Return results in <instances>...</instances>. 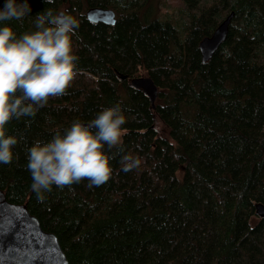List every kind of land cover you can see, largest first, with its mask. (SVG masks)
<instances>
[{
	"label": "trees",
	"instance_id": "obj_1",
	"mask_svg": "<svg viewBox=\"0 0 264 264\" xmlns=\"http://www.w3.org/2000/svg\"><path fill=\"white\" fill-rule=\"evenodd\" d=\"M156 1L28 0L23 21L0 22L20 35L49 9L74 16L80 69L66 95L9 123L21 140L0 164V189L55 234L69 264H264L254 208L264 203V0H182L173 21L158 18ZM92 6L114 9L115 23L89 21ZM229 13L223 42L202 61L200 40ZM141 74L154 100L131 86ZM116 104L127 122L113 177L53 185L39 201L27 149ZM129 154L141 164L124 172Z\"/></svg>",
	"mask_w": 264,
	"mask_h": 264
},
{
	"label": "clouds",
	"instance_id": "obj_2",
	"mask_svg": "<svg viewBox=\"0 0 264 264\" xmlns=\"http://www.w3.org/2000/svg\"><path fill=\"white\" fill-rule=\"evenodd\" d=\"M51 2V0H49ZM31 13L28 0H4L0 22L23 21ZM79 21L51 9L38 14L35 31L18 35L9 23L0 26V164L13 161V149L21 137L8 134V125L22 117H34L50 98L67 94L80 73L79 56L73 36ZM127 122L121 106L102 109L87 123L72 121L63 133L57 130L51 140L37 141L27 149V170L31 189L43 202L53 185L71 188L84 180L87 187L107 183L114 173L111 161L120 149ZM122 171L141 164L139 157L124 155Z\"/></svg>",
	"mask_w": 264,
	"mask_h": 264
},
{
	"label": "water",
	"instance_id": "obj_3",
	"mask_svg": "<svg viewBox=\"0 0 264 264\" xmlns=\"http://www.w3.org/2000/svg\"><path fill=\"white\" fill-rule=\"evenodd\" d=\"M58 13H64L63 10ZM91 22L115 23L112 9L89 7L85 12ZM232 13L218 23L209 36L203 37L198 49L202 61H207L223 42ZM131 86L141 88L150 100L156 96V87L147 76H137ZM255 213L264 217V203L254 205ZM0 264H69L55 234L42 229L38 219L30 214L24 203L6 199L0 189Z\"/></svg>",
	"mask_w": 264,
	"mask_h": 264
},
{
	"label": "rangeland",
	"instance_id": "obj_4",
	"mask_svg": "<svg viewBox=\"0 0 264 264\" xmlns=\"http://www.w3.org/2000/svg\"><path fill=\"white\" fill-rule=\"evenodd\" d=\"M158 7L159 12L157 14L158 18L162 20H174L180 18V11L185 8L184 3L182 0H158ZM153 2L157 3L156 0H153ZM147 11L149 12V15H153V11L151 8H148ZM140 73H144L143 70L140 71ZM144 75V74H141ZM139 75V76H141ZM146 76V75H145Z\"/></svg>",
	"mask_w": 264,
	"mask_h": 264
},
{
	"label": "flooded vegetation",
	"instance_id": "obj_5",
	"mask_svg": "<svg viewBox=\"0 0 264 264\" xmlns=\"http://www.w3.org/2000/svg\"><path fill=\"white\" fill-rule=\"evenodd\" d=\"M93 7V6H92ZM88 8V7H87ZM108 9H111V8H108ZM61 10V9H60ZM113 10V12H114V17H116V13H115V11H114V9H112ZM86 12V11H85ZM116 19V18H115ZM126 78V77H125ZM124 79V78H123ZM127 80H129V78H126ZM132 79V78H131ZM130 79V80H131Z\"/></svg>",
	"mask_w": 264,
	"mask_h": 264
},
{
	"label": "bare ground",
	"instance_id": "obj_6",
	"mask_svg": "<svg viewBox=\"0 0 264 264\" xmlns=\"http://www.w3.org/2000/svg\"><path fill=\"white\" fill-rule=\"evenodd\" d=\"M80 9V8H79Z\"/></svg>",
	"mask_w": 264,
	"mask_h": 264
}]
</instances>
